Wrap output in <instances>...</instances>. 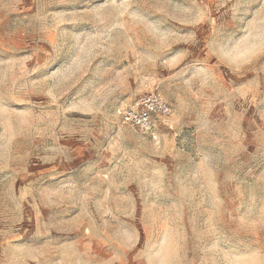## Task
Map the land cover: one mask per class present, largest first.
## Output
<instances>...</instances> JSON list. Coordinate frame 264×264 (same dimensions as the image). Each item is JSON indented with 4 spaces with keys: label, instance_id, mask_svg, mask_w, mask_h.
Here are the masks:
<instances>
[{
    "label": "rangeland",
    "instance_id": "374dc122",
    "mask_svg": "<svg viewBox=\"0 0 264 264\" xmlns=\"http://www.w3.org/2000/svg\"><path fill=\"white\" fill-rule=\"evenodd\" d=\"M0 264H264V0H0Z\"/></svg>",
    "mask_w": 264,
    "mask_h": 264
},
{
    "label": "built area",
    "instance_id": "2783aa9c",
    "mask_svg": "<svg viewBox=\"0 0 264 264\" xmlns=\"http://www.w3.org/2000/svg\"><path fill=\"white\" fill-rule=\"evenodd\" d=\"M172 106L158 93L141 95L122 114V123L141 134H153L157 121H167Z\"/></svg>",
    "mask_w": 264,
    "mask_h": 264
},
{
    "label": "bare ground",
    "instance_id": "6f19581e",
    "mask_svg": "<svg viewBox=\"0 0 264 264\" xmlns=\"http://www.w3.org/2000/svg\"><path fill=\"white\" fill-rule=\"evenodd\" d=\"M160 123H163V122H162V121H158V122H157V126H158Z\"/></svg>",
    "mask_w": 264,
    "mask_h": 264
}]
</instances>
